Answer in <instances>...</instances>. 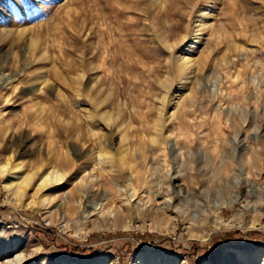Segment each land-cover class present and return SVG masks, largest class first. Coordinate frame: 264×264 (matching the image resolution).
Returning a JSON list of instances; mask_svg holds the SVG:
<instances>
[{
	"label": "rangeland",
	"instance_id": "374dc122",
	"mask_svg": "<svg viewBox=\"0 0 264 264\" xmlns=\"http://www.w3.org/2000/svg\"><path fill=\"white\" fill-rule=\"evenodd\" d=\"M6 158L0 264H264V0H0Z\"/></svg>",
	"mask_w": 264,
	"mask_h": 264
},
{
	"label": "bare ground",
	"instance_id": "6f19581e",
	"mask_svg": "<svg viewBox=\"0 0 264 264\" xmlns=\"http://www.w3.org/2000/svg\"><path fill=\"white\" fill-rule=\"evenodd\" d=\"M120 9L123 10V8H120ZM195 26H196L195 27L196 31L198 32L201 26V21ZM34 42L32 43L33 45L35 44ZM191 66H193V61L191 60L190 56H185L178 60V68L180 70H186L187 68H190ZM103 119H105L106 122H109L110 124L108 123L109 124L108 126H111L110 128H112L113 121L111 120L113 118L111 114H108L106 112L103 113ZM94 131L98 132L99 135H101V133L103 132V131H100L99 127L94 129ZM104 135L105 134H103V136ZM120 136L123 137V132L120 133ZM106 156H107V153L100 150L98 157L99 158L101 157L103 159V158H106ZM120 156H121L120 160L122 161L121 163H123L124 156H125L123 149L120 151ZM61 166L63 167V165ZM8 169H10L11 172L9 176H6ZM66 173L67 172L65 169L60 168L58 166H54L52 167V169H49V170L47 169L44 171H38V169L35 171H30L28 169H25L20 162L11 164L8 159L6 162H4V164H0V177H4L5 187L8 191H11L13 195H17L18 193L21 194L20 192L25 191L27 187L30 186V184L34 182L37 186V190L41 192L40 200L43 202L47 201V198L43 196L45 189L54 183H59L60 181H62L65 178ZM216 219H218L219 221L215 220L213 222V229L220 227L222 224L221 218L218 217ZM19 258H20L19 256L16 257V260L14 261L15 264H20Z\"/></svg>",
	"mask_w": 264,
	"mask_h": 264
},
{
	"label": "trees",
	"instance_id": "16d2710c",
	"mask_svg": "<svg viewBox=\"0 0 264 264\" xmlns=\"http://www.w3.org/2000/svg\"><path fill=\"white\" fill-rule=\"evenodd\" d=\"M193 246H195L197 248V243L193 244ZM157 248H159V247H157ZM88 250H89V253H91L90 254L91 256H89V257H94V256L98 255L99 251L97 249H94L91 247V248H88ZM127 251H128V253L130 252V250H127ZM85 255L88 256V254H85ZM121 258H122V256H121ZM120 261L122 262V260H120Z\"/></svg>",
	"mask_w": 264,
	"mask_h": 264
}]
</instances>
